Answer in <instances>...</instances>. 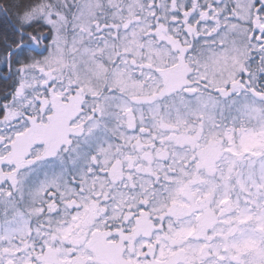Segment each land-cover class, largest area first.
Masks as SVG:
<instances>
[{
  "label": "snow or ice",
  "instance_id": "snow-or-ice-1",
  "mask_svg": "<svg viewBox=\"0 0 264 264\" xmlns=\"http://www.w3.org/2000/svg\"><path fill=\"white\" fill-rule=\"evenodd\" d=\"M0 264H264V0H0Z\"/></svg>",
  "mask_w": 264,
  "mask_h": 264
}]
</instances>
